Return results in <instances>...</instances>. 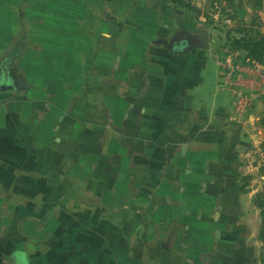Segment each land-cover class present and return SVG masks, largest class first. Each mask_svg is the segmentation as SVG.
I'll return each instance as SVG.
<instances>
[{
    "label": "crops",
    "instance_id": "0c3cea01",
    "mask_svg": "<svg viewBox=\"0 0 264 264\" xmlns=\"http://www.w3.org/2000/svg\"><path fill=\"white\" fill-rule=\"evenodd\" d=\"M107 6L0 0V75L24 85L0 94V264L33 241L32 264L246 263L226 67L139 15L108 52Z\"/></svg>",
    "mask_w": 264,
    "mask_h": 264
},
{
    "label": "rangeland",
    "instance_id": "374dc122",
    "mask_svg": "<svg viewBox=\"0 0 264 264\" xmlns=\"http://www.w3.org/2000/svg\"><path fill=\"white\" fill-rule=\"evenodd\" d=\"M101 1L112 11L117 9L123 13L121 18L116 19L110 15L112 12L108 11L105 42L108 52L117 53L126 39L128 29L134 28V23H124L129 15L132 18L139 15L159 18L160 23L175 24L182 27V31L186 33L196 34L197 40L206 46L203 50L212 51L223 62L228 88L232 91L230 97L233 101V114L236 116L229 120L232 123L230 129L236 133L227 146V165L238 190L242 189L243 193L250 194L251 198L241 204V209L247 212V217L237 218V222H245L246 230L244 235L241 233L242 238L236 239L235 242H240L239 245L245 248L243 254H239L247 258L244 264H264V215L256 206L258 202L264 205V197L255 201L256 196L264 191V64L251 62L244 52L234 51L232 46L233 41L241 38L251 26L253 19L263 22L264 5L256 9L247 0H234L231 4L223 3V0H188L191 8L172 3L174 8H171L173 5L166 6L169 10H162L159 16L157 11L162 8L161 5L169 3L168 0ZM177 7L183 9V14L175 11L178 10ZM28 30L29 33H34V28H22L21 34L24 35ZM33 45V42H29L22 47L30 50L34 49ZM107 63L110 65L112 60L108 58ZM235 95L242 101L251 102L242 115L235 112Z\"/></svg>",
    "mask_w": 264,
    "mask_h": 264
},
{
    "label": "trees",
    "instance_id": "16d2710c",
    "mask_svg": "<svg viewBox=\"0 0 264 264\" xmlns=\"http://www.w3.org/2000/svg\"><path fill=\"white\" fill-rule=\"evenodd\" d=\"M168 1L183 8H191L188 0ZM233 1L234 0H223V3L231 4ZM247 1L256 9H260L264 5V0ZM232 46L234 51L244 52L246 58L251 62L256 61L264 64V20L260 23L253 19L251 21V26L246 29L241 38L233 41ZM262 150L264 152V143L262 144ZM239 192L242 193L243 190L239 189ZM261 197H264V191L256 196L255 201L259 200ZM256 206L261 210L262 215H264V205L258 202L256 203Z\"/></svg>",
    "mask_w": 264,
    "mask_h": 264
},
{
    "label": "water",
    "instance_id": "95a60500",
    "mask_svg": "<svg viewBox=\"0 0 264 264\" xmlns=\"http://www.w3.org/2000/svg\"><path fill=\"white\" fill-rule=\"evenodd\" d=\"M197 42V41H196ZM194 42L192 36H187L185 39L174 38L171 43L164 47L172 53L187 54L192 48H205L202 42ZM6 81H10L6 82ZM24 88V85L19 81H14L11 74L5 77L4 74L0 75V94L18 91ZM220 210V208H219Z\"/></svg>",
    "mask_w": 264,
    "mask_h": 264
},
{
    "label": "clouds",
    "instance_id": "9594fccd",
    "mask_svg": "<svg viewBox=\"0 0 264 264\" xmlns=\"http://www.w3.org/2000/svg\"><path fill=\"white\" fill-rule=\"evenodd\" d=\"M9 82L10 81H6ZM34 241L24 246L16 247L8 256L11 264H32L30 253L34 251Z\"/></svg>",
    "mask_w": 264,
    "mask_h": 264
},
{
    "label": "built area",
    "instance_id": "2783aa9c",
    "mask_svg": "<svg viewBox=\"0 0 264 264\" xmlns=\"http://www.w3.org/2000/svg\"><path fill=\"white\" fill-rule=\"evenodd\" d=\"M233 93L235 94V91L233 90ZM235 112L238 114V115H242L250 106V103L249 101H242L240 100V97H237L235 95Z\"/></svg>",
    "mask_w": 264,
    "mask_h": 264
},
{
    "label": "flooded vegetation",
    "instance_id": "af4514ba",
    "mask_svg": "<svg viewBox=\"0 0 264 264\" xmlns=\"http://www.w3.org/2000/svg\"><path fill=\"white\" fill-rule=\"evenodd\" d=\"M186 37H187V36H177V37H173V38L170 40V43H171V41H172L174 38H178V39H180V38H181V39H185ZM196 41L198 42V40H197V39H194V42H196ZM197 42H196V43H197ZM198 43H199V42H198ZM191 50H192V49H191Z\"/></svg>",
    "mask_w": 264,
    "mask_h": 264
}]
</instances>
